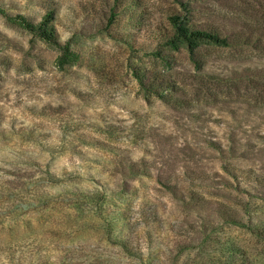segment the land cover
<instances>
[{"label":"rangeland","instance_id":"obj_1","mask_svg":"<svg viewBox=\"0 0 264 264\" xmlns=\"http://www.w3.org/2000/svg\"><path fill=\"white\" fill-rule=\"evenodd\" d=\"M3 1L13 11L35 17L53 9L60 38L72 42L77 59L60 67V51L7 25L0 16V264H141L107 239L106 223L96 213L93 189L103 187L84 173L97 155L116 162L123 157L151 161L148 176L131 179L102 171L99 180L117 190L118 183L126 181L129 194L121 199L108 194L105 207L123 212L126 218L116 222V230L123 233L131 224L134 245L151 244L144 251L154 264H170L181 244L191 246L180 264H220L234 245L260 262L261 256L252 254L259 244L249 231L223 222L208 209L202 219L194 216L160 179L196 189L209 205L221 203L241 216L245 209L253 217L264 211V201L242 189L244 178L237 177L242 181L237 190L230 169L224 168L248 162L228 159L198 140L226 144L236 134L264 148V41L262 49L208 47L191 60L184 50L149 43L164 15L178 9L174 0H138L136 12H145L142 26L127 21V8L108 26L112 0ZM194 1L198 21L225 34L243 31L244 24L262 26L246 16L244 0ZM126 40H135L138 48H130ZM156 50L163 56H155ZM138 74L156 86L170 87L163 90L166 100H147ZM72 121L80 123L74 134L105 140L99 128L109 123L118 129L130 124L144 137L116 143L115 153L85 146L83 155L89 161L69 155L50 158L47 144L64 136L59 126ZM38 138L43 144H37ZM36 159L50 174L41 184L38 180L45 174L30 163ZM262 161L256 159L254 166ZM193 165L200 167L197 184H189L185 174ZM74 169L83 180L72 185L64 178ZM220 178L230 179L234 187L223 189L216 183ZM36 195L47 198L43 212L36 211ZM153 211L159 224L151 220Z\"/></svg>","mask_w":264,"mask_h":264},{"label":"trees","instance_id":"obj_2","mask_svg":"<svg viewBox=\"0 0 264 264\" xmlns=\"http://www.w3.org/2000/svg\"><path fill=\"white\" fill-rule=\"evenodd\" d=\"M194 0H174L177 3L178 9L172 10L164 15V23L159 25L157 32L149 43L156 41V45L161 49L171 50V51H186L189 55L188 57L193 60L194 56H198L200 51L207 49L208 47L216 48H226L233 46L245 45L248 47H256L262 49L261 42L264 41V0H244L245 4V14L247 17L251 18L253 21L262 24L258 29L251 28V24H244L242 28L243 31H238L234 33H226L221 30L218 26L208 25L205 26L200 23L199 18L196 15V11L199 9L195 4H192ZM126 2V3H125ZM194 2H197L194 1ZM139 7L138 0H112V4L109 7V16L107 20V25L112 26L120 16L124 13L123 9L127 8L128 16L127 21L134 25H139L144 22L145 12L141 11L137 13L136 10ZM10 5L6 4L3 0H0V16L3 18L4 22L9 26H14L20 31L29 34L33 39L38 40L42 43L49 45L50 47L61 52V55L57 59V64L61 67L66 64H73L77 59V53L71 46L70 40L62 41L60 35L57 31L55 21L56 13L53 9L47 10L39 17L32 15H27L25 13H17L13 11ZM142 26V25H139ZM254 30V33L251 31ZM252 33V34H251ZM130 48H138L135 45V40L125 41ZM155 56L162 57L163 54L160 50H156L153 53ZM194 63H198L194 61ZM141 89L144 90L147 100L152 98L164 102L166 97L163 90L169 89L166 86H156L153 81H145L141 76L135 75ZM260 77L264 78V75ZM158 89H160L158 91ZM80 123L65 122L59 126V130L64 133V136L52 139V144H47V152L50 154V158H57L58 156L69 157H80V159H85L89 161L87 156L83 155V149L85 146L91 148H98L107 150V152L117 151L116 143L125 141H133L135 139H142L144 134L137 132V129L130 124L123 128H116L112 124H106L103 128H99L103 132L107 139L102 140L97 137L86 135L84 132L78 133L80 129ZM142 136V138H141ZM112 137H117L115 141ZM37 144L41 143L42 139H35ZM201 143H204L205 148H210L213 151L219 152V154L228 155V159L241 157L244 161L248 162L247 165H237V164H225L224 168H229V173L233 176L236 189L241 188V182L237 177L244 178L245 185L242 189L251 195L258 196L264 201V163L256 168V159L264 158V148L257 147V143L254 139L247 137V139L242 140L237 137L236 134H231L227 138V142L221 143L212 141L211 138H198ZM206 143V144H205ZM200 147V145H197ZM196 146V147H197ZM79 159V160H80ZM137 161V163H136ZM150 162H146L142 157L140 159H120L119 161L106 160L102 156H98L91 160L94 165L91 166L88 171H85L84 175L87 179L91 180L97 184L98 187H103L99 189L95 187L93 190L94 196V206L99 218L106 223V235L107 239L114 245L118 246L120 250L128 257L138 260L141 264H154L153 256L146 254L144 248L149 249L151 244L142 247L140 245H134V240L131 236V224L122 229L123 233L116 230V222L122 221L126 217L123 216V212L116 211L115 209H109L105 207L108 204V194L114 197V194H118L115 198H124L126 194H129V187L126 185V181L123 180L118 183L119 189H114L110 187L109 182L100 181L101 172L105 171L111 176H121L126 175L127 178L135 179L140 178L141 175L148 176L150 170ZM264 162V161H262ZM33 166L37 167L38 172L43 173L44 177L38 180V184L43 183L47 179L49 170L40 168L42 162L39 159L32 160L30 162ZM106 164H109L108 166ZM45 167V166H44ZM95 167V168H94ZM107 168V171L105 170ZM199 169L197 165L189 167V170L185 171L186 178H188L189 184H197L196 180L199 179ZM238 174H237V173ZM236 174V175H235ZM107 175V174H106ZM108 176V175H107ZM109 177V176H108ZM79 179L83 180L79 176L76 169L71 170L66 174L64 180L68 181L69 184L74 185V182ZM49 180V179H47ZM160 182L164 185V188L169 192L172 198L178 200L182 205L186 206L189 210L194 213V216L201 218L205 214L203 211L209 210L210 213L218 216L223 222L231 225H236L242 229H245L251 233V235L256 239L257 244H259L258 249L253 250L252 254L261 256V261L257 262V258L250 260L248 251L243 250L241 246L234 245L232 248L227 250V255L224 257V261L220 264H264V211L258 213L254 217L245 209V214L243 216L237 213L235 209L226 208L223 204L209 205V202L202 193L198 192L196 189L192 188H181L171 181ZM223 189H228L234 187L233 183L228 178H220L217 182ZM37 184V186H38ZM35 186V187H37ZM241 189V190H242ZM99 190L102 193L99 194ZM76 194V193H73ZM87 196H91L88 194ZM35 196V208L36 211L43 212V209L47 206V198H37ZM203 214V215H202ZM152 222L154 224L160 223V217L152 212ZM190 222H186L189 225ZM151 225V223H150ZM169 227V225H168ZM205 237L203 238V240ZM202 240V243L204 241ZM148 241L152 242L151 237H148ZM191 245L181 244L176 247V252H174V257L170 264H180L182 261V255L186 254V250L190 249ZM147 258V259H146ZM146 259V260H145ZM145 260V261H144ZM221 262V261H218ZM181 264H187L182 262Z\"/></svg>","mask_w":264,"mask_h":264}]
</instances>
